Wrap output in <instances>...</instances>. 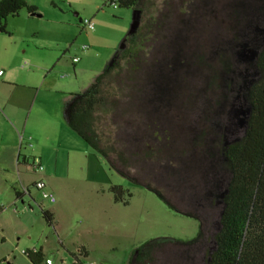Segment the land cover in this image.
I'll return each mask as SVG.
<instances>
[{
	"label": "rangeland",
	"instance_id": "374dc122",
	"mask_svg": "<svg viewBox=\"0 0 264 264\" xmlns=\"http://www.w3.org/2000/svg\"><path fill=\"white\" fill-rule=\"evenodd\" d=\"M25 1L40 15L23 8L6 18L10 34L0 32V60L23 64L32 73L27 81L40 89H25L45 130L40 140L31 138L32 148L23 140L24 172L33 174L30 161L38 155L30 153L42 147L37 173L48 175L43 179L55 201L28 180L25 202L0 210V264H33L23 254L33 247L52 264H71L41 215L54 207L67 234L110 214L111 236L98 237L111 243V264H127L132 251L157 239L168 242L158 243L150 264H207L230 177L222 149L245 129V92L264 43V0L142 1L140 72L130 78L124 64L112 73L115 106L98 113L100 131L112 153H123L128 176L69 128L64 100L85 90L125 45L139 12L107 0ZM79 19L93 21L94 30H84ZM75 56L80 70L72 67ZM24 185L16 181L19 190ZM113 185L129 191L128 205L113 203Z\"/></svg>",
	"mask_w": 264,
	"mask_h": 264
},
{
	"label": "trees",
	"instance_id": "16d2710c",
	"mask_svg": "<svg viewBox=\"0 0 264 264\" xmlns=\"http://www.w3.org/2000/svg\"><path fill=\"white\" fill-rule=\"evenodd\" d=\"M142 1L118 0L117 7L136 10L140 18ZM23 8L31 15L36 13V7L25 0H0V32L10 34L5 20L9 15H17ZM140 24L90 85L79 93L69 94L65 103L69 128L123 176H128L122 170L126 158L122 152L112 153L113 146L98 126V113L104 109L106 113L108 104L111 111L115 106L117 93L113 86L108 85L112 73L119 72L124 64L130 78L140 72V66L135 61L142 35ZM252 67L256 77L247 85L245 92L249 111L244 132L239 139L222 149L230 177L222 197L215 247L207 264H264V43L253 59ZM109 192L115 203H129L130 193L122 186H110ZM41 215L48 225L53 226L51 212L41 209ZM161 241L168 242L163 239L149 240L137 247L130 254L129 264H150ZM24 254L33 264H38L42 258L41 250L28 249Z\"/></svg>",
	"mask_w": 264,
	"mask_h": 264
},
{
	"label": "crops",
	"instance_id": "0c3cea01",
	"mask_svg": "<svg viewBox=\"0 0 264 264\" xmlns=\"http://www.w3.org/2000/svg\"><path fill=\"white\" fill-rule=\"evenodd\" d=\"M79 20L81 21V19ZM84 30L86 29L84 28ZM76 63L72 62V67L75 66ZM17 64V61L0 60V69L3 70V74L0 77V191H4L3 200L0 202L1 211L6 209L7 205L14 204L15 200H20L21 203L25 202L24 198L27 194L29 195L27 187L29 184L27 183L28 180H30L31 182H29L33 185L37 180L42 179L44 181L43 177L48 178V175L40 176L37 172H34L33 169V174L31 175L24 172V169L29 165L27 160L29 155H26L27 153L22 150L23 140H27V143L25 142L24 144L28 146L30 144L31 146L29 147L32 148V143L30 142L31 138L40 140V134L45 128L42 120H39V112L36 110L35 113H32L34 103L28 102L29 94L26 93L25 90L34 88L35 91H39L40 89L27 81V78L32 73L28 70H23V64L21 67H18ZM73 69L80 70L77 68L75 69V67H73ZM66 76V74H64V76L62 75V77ZM35 100L36 96L34 102ZM66 101L67 99L64 100L65 103ZM30 117L32 121L31 125H29ZM65 121L67 124V119ZM32 152L33 153H30V157L33 156L32 154H37L40 162L44 159V150H42V147H36V150L34 149ZM20 157L22 159L21 161H19ZM16 181L20 184L25 182L23 190L16 188ZM16 192H18V195ZM12 193H14V198ZM109 201L108 208H110L111 205V198ZM113 203L115 202L113 201ZM28 207L32 210L30 205H28ZM48 211L52 213L54 219L53 226H50L57 235L62 250L68 254L71 264L74 258L72 256L75 254L77 255L76 257L83 258V260L91 259L100 264H111V257L108 254L111 250V243L98 237L99 235L102 236V234L111 236L110 214L100 218H92L84 223V228L74 230L67 234V232L64 233L59 229L57 208L54 207ZM59 235H61L62 239ZM32 250H41V261H44L45 264V259L48 257H44L42 248L35 249L33 247ZM41 261L39 263H41ZM127 264H129V258Z\"/></svg>",
	"mask_w": 264,
	"mask_h": 264
},
{
	"label": "built area",
	"instance_id": "2783aa9c",
	"mask_svg": "<svg viewBox=\"0 0 264 264\" xmlns=\"http://www.w3.org/2000/svg\"><path fill=\"white\" fill-rule=\"evenodd\" d=\"M117 2L118 0H107L108 5H111L112 7H117L118 5ZM81 24L86 30H93L95 27L93 21H91L90 19H81ZM85 49H87L85 45L81 46V50H85ZM78 60L79 58L77 56L72 58L73 63H76ZM2 74H3V70L0 69V77L2 76ZM29 146L31 145L29 144ZM30 165L34 172H40L42 170L40 159L37 156L32 157L30 161ZM33 186L40 192V195L43 199H47L50 202L55 201L53 194L47 191L45 182L42 179L35 181L33 183ZM45 264H51V260L49 258H46ZM72 264H100V263L91 259L83 260V258L74 257Z\"/></svg>",
	"mask_w": 264,
	"mask_h": 264
},
{
	"label": "water",
	"instance_id": "95a60500",
	"mask_svg": "<svg viewBox=\"0 0 264 264\" xmlns=\"http://www.w3.org/2000/svg\"><path fill=\"white\" fill-rule=\"evenodd\" d=\"M32 15H34V16H39L40 14L36 12V13H33ZM137 19H138V20H137ZM137 19H136V21H137V23L139 24V17H137ZM137 23H136V25H137ZM137 26H138V25H137ZM136 28H137V27H136ZM136 28H135V29H136ZM135 29H134V30H135ZM134 30H132L131 32H133Z\"/></svg>",
	"mask_w": 264,
	"mask_h": 264
}]
</instances>
